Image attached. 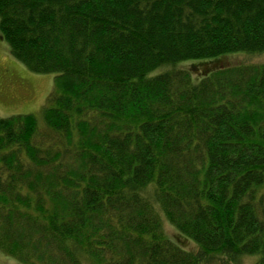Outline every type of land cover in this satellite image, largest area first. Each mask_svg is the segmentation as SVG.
<instances>
[{"label": "trees", "instance_id": "trees-1", "mask_svg": "<svg viewBox=\"0 0 264 264\" xmlns=\"http://www.w3.org/2000/svg\"><path fill=\"white\" fill-rule=\"evenodd\" d=\"M0 38L55 74L40 121L0 117V253L264 264V65L180 66L264 53V0H0Z\"/></svg>", "mask_w": 264, "mask_h": 264}, {"label": "rangeland", "instance_id": "rangeland-1", "mask_svg": "<svg viewBox=\"0 0 264 264\" xmlns=\"http://www.w3.org/2000/svg\"><path fill=\"white\" fill-rule=\"evenodd\" d=\"M264 65V53H236L216 60L189 61L180 65L190 72L193 79H198L214 70L237 66ZM55 74H37L29 71L9 53L7 45L0 38V117L18 114H32L41 120V110L53 91ZM166 236L188 250L196 247L179 236L175 228L163 221ZM257 256H242L238 264H254ZM0 264H22L0 253ZM84 264H92L85 262Z\"/></svg>", "mask_w": 264, "mask_h": 264}]
</instances>
